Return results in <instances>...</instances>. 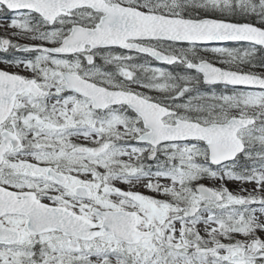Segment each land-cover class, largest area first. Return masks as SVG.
I'll return each instance as SVG.
<instances>
[{"label":"snow or ice","instance_id":"6c2138e0","mask_svg":"<svg viewBox=\"0 0 264 264\" xmlns=\"http://www.w3.org/2000/svg\"><path fill=\"white\" fill-rule=\"evenodd\" d=\"M0 264H264V0H0Z\"/></svg>","mask_w":264,"mask_h":264}]
</instances>
